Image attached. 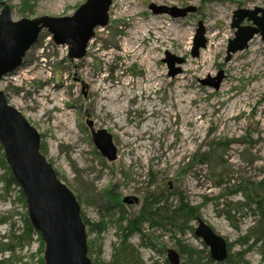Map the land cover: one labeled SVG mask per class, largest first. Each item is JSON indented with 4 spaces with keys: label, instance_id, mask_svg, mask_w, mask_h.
Masks as SVG:
<instances>
[{
    "label": "rangeland",
    "instance_id": "374dc122",
    "mask_svg": "<svg viewBox=\"0 0 264 264\" xmlns=\"http://www.w3.org/2000/svg\"><path fill=\"white\" fill-rule=\"evenodd\" d=\"M84 1L26 0L25 7L23 0L0 3L6 2L12 19L18 20L69 16ZM129 1L112 0L107 24L94 29L80 59L68 57L67 47L55 45L48 31L41 30L23 63L0 78V90L39 132L41 151L76 195L87 221L93 263L105 264L117 255L122 227L138 214L143 198L153 193L172 207L182 196L197 215L185 221L182 230L143 222L142 231L125 239L135 251V263L130 264H170L166 250L176 249L178 239L202 251L204 261L208 247L193 233L197 217L230 244V258L234 260L236 253V262L243 260L240 264H264V239L240 243L260 217L258 209L251 204L237 210L245 203L244 194H230L240 182L264 178V40L260 33L226 59L228 41L235 36L234 10L264 9V0H136L137 13L126 11L134 5ZM150 3L193 10L173 16L153 12ZM156 17L171 23V30L179 29L180 37L169 31L171 42L155 43L151 37L161 36L163 24L142 31L139 22ZM240 24L253 25L247 18ZM201 26L205 46L195 51ZM135 35L143 53L132 58L125 47ZM155 45L156 51L148 56ZM167 52L182 59H172L174 75L162 61ZM183 74L187 84L177 86L175 79ZM219 76L217 89L203 84L204 80L212 84ZM87 120L94 130L105 129L111 135L117 150L113 161L96 148ZM2 155L4 159L0 149V219L6 220L0 223V264H42L43 240L37 232H25L26 203L18 187L5 188ZM126 196L131 202L123 201ZM93 225L97 229L89 230ZM179 255L180 264H192L187 254Z\"/></svg>",
    "mask_w": 264,
    "mask_h": 264
},
{
    "label": "water",
    "instance_id": "95a60500",
    "mask_svg": "<svg viewBox=\"0 0 264 264\" xmlns=\"http://www.w3.org/2000/svg\"><path fill=\"white\" fill-rule=\"evenodd\" d=\"M112 0H85L69 16L41 15L34 18L13 20L11 8L1 2L0 8V78L13 72L22 63L26 51L37 41L41 30L46 29L55 45H65L68 57L80 59L86 55L89 41L97 26L108 22V10ZM149 7L155 13L168 12L173 16L184 15L193 8L180 10L157 6ZM262 12V17H256ZM244 18L251 20L252 26L240 23ZM231 27L235 29L234 38L228 41L227 56L247 47L248 41L257 33L264 40V9L253 10L238 8L232 15ZM202 26L197 30L199 42L194 50L205 46ZM162 61L174 75L172 59H182L165 53ZM221 77L214 83L204 80L203 84L218 88ZM92 140L108 161L116 158L117 150L111 135L105 129L94 130L87 120ZM0 145L9 170L21 189L27 208L29 221L44 243L43 264H93L88 256L86 225L81 216L80 203L74 192L57 176L51 163L40 151V134L22 113L12 106L0 90ZM137 201L136 198H133ZM131 202V197L123 198ZM194 235L208 247L211 260L224 261L228 256V245L224 237L217 234L200 217ZM170 264H180L177 251L167 250Z\"/></svg>",
    "mask_w": 264,
    "mask_h": 264
},
{
    "label": "trees",
    "instance_id": "16d2710c",
    "mask_svg": "<svg viewBox=\"0 0 264 264\" xmlns=\"http://www.w3.org/2000/svg\"><path fill=\"white\" fill-rule=\"evenodd\" d=\"M22 6L23 7L26 6V0H23ZM0 149H2L1 145H0ZM40 151H41V147H40ZM5 163L6 162L3 159V155H2L1 165L2 166L4 165L5 167L3 166V168L6 170L5 176L3 177L5 181V188L10 189L12 185L18 187V184L14 180L7 164L5 165ZM18 192H19L21 201H23L24 198L19 188H18ZM236 192H242L245 197V203H242L240 208H236V209L241 210L243 208L249 207L251 204H255L256 208L258 209L259 216H260L258 219H256L255 224L248 228V231L246 232V234L242 238H240L241 240L240 243L246 244L251 239L254 241V243L258 241H262L264 239V209H263L264 207V178L256 183H253L250 181L240 182L239 184L234 186V188H232V190L230 191V194H235ZM161 200L162 198L156 197L153 193H149L147 196L143 198V203L141 205V209L139 210L138 214L133 218H128L127 224L124 227H122L123 233L122 235H120L121 236V239L119 242L120 246H119V251L117 255L111 261L105 262V264H118L120 261H122V263L120 264H124L127 262L130 264V261L135 263V260H134L136 259L135 254H134L135 251L133 250L132 246H130L129 244H126L125 239H127V236L131 235L135 231H142L141 225L143 222H147L151 226L155 224L162 225V226L168 225V229L176 228L177 230H182L184 222L191 220L197 215L196 210L192 206L185 203L182 196L178 198V203L173 207L169 205L166 200H163L161 203L160 202ZM232 208L234 209L233 206H230V209ZM24 218H25V224H26L25 232H27V234L29 235L33 232L35 233L36 231L31 226L30 222L27 219V216H25ZM82 219L86 225L87 221L84 219L83 215H82ZM5 221L6 220L3 221L0 219V223L5 222ZM98 228H99L98 231H101L100 227ZM92 229L93 230L97 229V227L93 225L91 228H89V230L92 231ZM254 243L252 242L250 245H254ZM175 244L178 247V248L176 247L178 251L180 250V252L187 254L188 259L190 260L192 264H218L222 262H225L226 264H240L241 262H243V260L236 262V253H235L234 260L230 258V256L228 255L224 261L216 262V261L211 260L208 252L205 255V260L201 261L202 251H199L189 246L182 245L179 239L176 241ZM227 245L229 249L230 244L228 243ZM87 248H88V256L90 257L91 252H92L91 242H87ZM6 250L10 251L12 249L7 248ZM41 263L43 264V261ZM94 263L96 264L95 261Z\"/></svg>",
    "mask_w": 264,
    "mask_h": 264
},
{
    "label": "bare ground",
    "instance_id": "6f19581e",
    "mask_svg": "<svg viewBox=\"0 0 264 264\" xmlns=\"http://www.w3.org/2000/svg\"><path fill=\"white\" fill-rule=\"evenodd\" d=\"M120 1H122L121 4H124V2L125 3L127 2V0H120ZM129 2L132 3V4H134V5L131 6V7H128L126 11L127 12L128 11L129 12L134 11L136 13L139 12L138 11V4H137L136 0H130ZM140 20L141 21L139 22V24H140V29L142 31L143 30H145V31L147 30L148 31V30L154 29L158 25L160 26V24H163L161 27L164 28V32L161 34V36H156V35L153 34L154 36L151 37V39H153L155 41V43H158L159 40H162V41L168 40V41L171 42V40L173 38L170 37L169 31H172L171 33H174L175 34V38H179L180 37L179 35H180V32L181 31L179 29L174 28L176 30H174V31L171 30L172 24L171 23L166 24V22L161 21L159 17L154 18L152 21L148 20L147 18H142ZM217 35H218L217 32L214 33L213 38H216ZM138 38L139 37L137 35L132 36L130 38L129 42H127V46L125 47V52L127 54H129L132 58H134V57L140 55L141 53H143V50H141L140 48H138L137 45H136V43L138 41ZM156 47L157 46L155 45L154 47L150 48V50L148 52V56H150L152 53H154V51H156ZM252 56H254V53H252ZM188 70L189 69H186L184 71V73L185 72H188ZM154 80H155L154 77L152 79H149L148 80V86H152ZM175 83L177 84V86L185 87L186 84H187V76L185 74H183L182 76L177 77L175 79ZM258 105H261V104H258Z\"/></svg>",
    "mask_w": 264,
    "mask_h": 264
},
{
    "label": "flooded vegetation",
    "instance_id": "af4514ba",
    "mask_svg": "<svg viewBox=\"0 0 264 264\" xmlns=\"http://www.w3.org/2000/svg\"><path fill=\"white\" fill-rule=\"evenodd\" d=\"M136 202V201H135ZM193 233H194V231H193ZM170 249V248H169ZM172 249H174V248H172ZM168 250V249H167ZM167 250H166V254H167ZM175 251H177L178 252V254L180 253L178 250H177V248L176 249H174ZM179 258H180V255H179ZM168 261V260H167Z\"/></svg>",
    "mask_w": 264,
    "mask_h": 264
}]
</instances>
